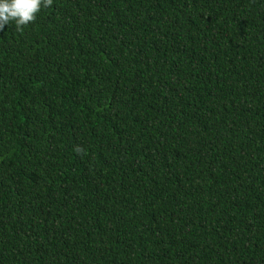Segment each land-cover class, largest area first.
Instances as JSON below:
<instances>
[{
	"label": "trees",
	"instance_id": "1",
	"mask_svg": "<svg viewBox=\"0 0 264 264\" xmlns=\"http://www.w3.org/2000/svg\"><path fill=\"white\" fill-rule=\"evenodd\" d=\"M0 264H264V0L0 27Z\"/></svg>",
	"mask_w": 264,
	"mask_h": 264
},
{
	"label": "clouds",
	"instance_id": "2",
	"mask_svg": "<svg viewBox=\"0 0 264 264\" xmlns=\"http://www.w3.org/2000/svg\"><path fill=\"white\" fill-rule=\"evenodd\" d=\"M53 2L54 0H0V27L14 22L17 30L22 31L23 26L35 20L42 7H51Z\"/></svg>",
	"mask_w": 264,
	"mask_h": 264
}]
</instances>
